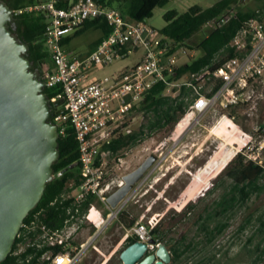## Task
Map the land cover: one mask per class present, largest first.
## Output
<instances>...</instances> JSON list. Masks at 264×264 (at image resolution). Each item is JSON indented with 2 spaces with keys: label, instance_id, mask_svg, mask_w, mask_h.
<instances>
[{
  "label": "built area",
  "instance_id": "1",
  "mask_svg": "<svg viewBox=\"0 0 264 264\" xmlns=\"http://www.w3.org/2000/svg\"><path fill=\"white\" fill-rule=\"evenodd\" d=\"M31 13L43 15L47 21L44 43L51 65L45 69L43 79L46 88H62L58 98H63L64 108L55 121L62 133L67 121L75 131L80 184L70 183L69 191L62 195L64 201L72 202L63 227L51 230L40 224L38 218L23 225L16 238L14 256L35 248L37 251L26 258L27 263L37 259L35 264H82L104 228H99L80 244L75 241L85 225L91 224L96 203L110 210L104 226L110 219H118L124 209L122 205L112 209L108 204L109 194L114 189L107 177L108 158L112 153L103 147L120 136L131 134L134 108L149 89L162 82L168 87L166 94L172 97H177L182 87L189 89L191 105L187 115H203L216 107L234 109L246 97L252 99V103L247 104L251 106L249 111L252 114L258 111L264 102V12L247 20L228 45L236 52H245L243 57L230 59L218 69L205 66L179 81L170 78L182 65L178 63L179 56L189 57L187 49L177 42L167 41L147 22L129 20L119 10L97 0H37L13 10L14 16ZM95 19H105L111 27L110 34L87 54L69 51L63 40L86 21ZM226 20L222 18L218 22L223 25ZM215 25V21L208 24L212 28ZM138 53L142 55L132 66H123L108 76L93 77L102 68ZM62 173L57 176L61 177ZM122 183L123 179L116 187H121ZM90 199L93 203L85 209ZM153 221L147 224L138 220L127 230L124 241L137 237L139 242L148 245V252L155 251L158 245L151 243L154 240L151 232L157 224Z\"/></svg>",
  "mask_w": 264,
  "mask_h": 264
},
{
  "label": "rangeland",
  "instance_id": "2",
  "mask_svg": "<svg viewBox=\"0 0 264 264\" xmlns=\"http://www.w3.org/2000/svg\"><path fill=\"white\" fill-rule=\"evenodd\" d=\"M217 1L219 0H170L165 7L154 10L149 25L161 30L166 25L164 15L168 11L183 13L194 5L206 9ZM242 5L245 10L258 11L264 6V1L244 0ZM211 29V26H206L184 46L189 57L179 56L180 65L199 56L200 52L196 47ZM100 35V32L91 30L75 38L66 47L69 51L84 55L88 46ZM141 55L142 53H138L128 59L119 60L102 68L93 77L108 76L123 66H132ZM47 67L46 65L43 69ZM248 103H252L250 97H246L234 109L216 107L203 115H191L193 121L176 135L173 134L181 122L168 137L164 138L163 134L154 135L139 146L125 151L121 160L115 157L108 160L107 177L108 182L113 183L112 194L118 189L116 185L125 175L137 169L151 154L158 156V160L137 189L130 193L127 203L122 204V211L138 217L143 223L148 224L151 219L155 224L164 222L165 229H172L166 239L169 248L174 249L183 239H186V243L202 242L203 235H198V218L214 201L221 198L223 185L229 183L223 171L231 160L238 153L245 152L250 159L264 166V102L255 114L249 111L251 106ZM132 119V129H138L144 121L137 115ZM188 204L194 205L188 217L177 216ZM105 212L107 214L103 221L101 217ZM234 212L225 234L212 245L201 244L197 251L187 253L178 264H198L204 258L210 257L215 259V264L251 263L255 254L249 251L261 240L258 234L250 243V238L261 225V218L264 219V193L259 197H252ZM109 213L107 207L96 203L90 219L91 224L87 223L76 237L75 241L80 244L104 227L82 264H121L119 254L126 249V245L122 243L127 230L116 218L110 219L104 226ZM95 224L98 225L97 228L94 227ZM243 225L246 228L242 231ZM206 264L213 262L207 261Z\"/></svg>",
  "mask_w": 264,
  "mask_h": 264
},
{
  "label": "trees",
  "instance_id": "3",
  "mask_svg": "<svg viewBox=\"0 0 264 264\" xmlns=\"http://www.w3.org/2000/svg\"><path fill=\"white\" fill-rule=\"evenodd\" d=\"M12 10L24 8L37 2V0H3ZM100 4L119 10L122 15L132 21L149 20L154 15V10L158 7H165L170 0H97ZM244 0H219L209 8L199 5L190 7L187 11L180 13L171 10L165 13L166 25L159 30L166 40L179 43L185 46L203 28L208 26L211 21L216 25L201 40L196 49L200 52L199 56L192 61L177 67L176 75L170 80H182L187 75L199 72L205 66L218 69L223 64L235 57H243L245 52H236L228 47L230 42L237 35L244 23L264 12V6L258 11H248L243 8ZM264 1V0H256ZM232 11V13H231ZM17 29L15 33L25 43L29 44L28 58L33 62V68L39 69L44 78V66L51 65L48 50L44 43V32L47 21L40 14H22L14 16ZM227 18L226 23L219 24V20ZM94 30L101 33L98 40L93 43V48L107 37L111 32V27L105 19H95L86 21L72 35L63 40V45L68 46L75 38ZM192 49V47H190ZM176 51V50H174ZM166 84L159 82L149 89L144 99L139 102L134 110V115L144 119L138 129L133 128L131 134H125L110 144L103 147V150L111 151L112 157L122 158L125 151L142 144L146 139L154 135L163 134L168 137L185 118L189 112L191 100L190 90L182 87L177 97L166 94ZM61 86L46 88L45 93L51 101V121L59 125L55 118L64 108L63 98H58L62 92ZM65 133H62L59 126V152L60 157L54 164V179L48 183L39 204L28 214L24 221V226L38 218L40 224H45L49 229L55 230L62 228L66 218L67 208L71 206V201H64L62 195L69 191L70 183L75 186L80 184V164L79 145L76 134L70 122H66ZM63 172L61 177L57 173ZM223 174L228 178L229 183L224 184V192L219 200L214 201L198 218V235H203L202 242H189L186 239L179 241L174 248L172 264L180 263L187 253H194L198 246L212 245L215 241L225 234L230 227V218L239 207L243 206L252 197H259L264 193V166L250 159L245 152L238 153L224 169ZM214 191V190H212ZM211 191V192H212ZM92 198V197H90ZM93 201L90 199L85 203L87 209ZM194 205L188 204L183 210L176 214L181 218H186L191 213ZM107 212L101 219L104 221ZM118 223L124 224L125 230L135 226L138 217H132L126 211H122L118 217ZM261 225L250 238V243L260 234L261 240L249 251L255 254L249 264H262L264 262V219L261 218ZM164 222L157 223L151 234L154 240H166V236L172 229H165ZM98 225H94L97 228ZM246 228L241 227L242 231ZM23 230V228H22ZM21 230V231H22ZM130 243L138 242L137 237H129ZM18 239L15 241L10 255L1 264H35L36 260L27 263V257L35 253V248H29L27 253L21 256H14ZM41 253V252H39ZM38 253V254H39ZM215 260V259H214ZM213 257L204 258L198 264H206L207 261L213 262Z\"/></svg>",
  "mask_w": 264,
  "mask_h": 264
},
{
  "label": "water",
  "instance_id": "4",
  "mask_svg": "<svg viewBox=\"0 0 264 264\" xmlns=\"http://www.w3.org/2000/svg\"><path fill=\"white\" fill-rule=\"evenodd\" d=\"M13 10L0 0V264L10 255L24 221L43 198L54 179L60 157L58 126L51 121V101L39 69L27 56L30 49L15 33ZM158 160L151 154L137 169L123 177L124 185L109 195L117 209ZM148 252L136 242L120 254L123 264H170L165 243Z\"/></svg>",
  "mask_w": 264,
  "mask_h": 264
},
{
  "label": "bare ground",
  "instance_id": "5",
  "mask_svg": "<svg viewBox=\"0 0 264 264\" xmlns=\"http://www.w3.org/2000/svg\"><path fill=\"white\" fill-rule=\"evenodd\" d=\"M192 121H193V119H191V115H186L185 118L181 121V123L177 127V129L175 130L173 135H176L177 133H179L185 125H187L188 123H190ZM123 185H124V182L121 186H123Z\"/></svg>",
  "mask_w": 264,
  "mask_h": 264
},
{
  "label": "flooded vegetation",
  "instance_id": "6",
  "mask_svg": "<svg viewBox=\"0 0 264 264\" xmlns=\"http://www.w3.org/2000/svg\"><path fill=\"white\" fill-rule=\"evenodd\" d=\"M171 232H172V230H171ZM171 232H169V233L167 234V236H166L167 238H168V236H170ZM167 238H166V239H167ZM158 240H160V239H158ZM160 241H161V240H160ZM163 243H165L167 249L170 251L171 256H172V260H173V257H174V249L168 247V245L166 244V240H165ZM122 244H125V245H126L125 248H127L128 246L132 245L133 243H130L129 240L127 239V240L124 241V243H122ZM155 251H156V250H155ZM120 263L123 264V262H122L121 260H120Z\"/></svg>",
  "mask_w": 264,
  "mask_h": 264
},
{
  "label": "crops",
  "instance_id": "7",
  "mask_svg": "<svg viewBox=\"0 0 264 264\" xmlns=\"http://www.w3.org/2000/svg\"><path fill=\"white\" fill-rule=\"evenodd\" d=\"M100 36H101V35H100ZM99 38H100V37H99ZM99 38H98V39H99ZM98 39H97V40H98ZM93 43H94V42H93ZM93 43L90 44V45L88 46V50H87L86 53H84V54H87L88 52H90V51L93 49V46H94ZM134 64H135V63H134Z\"/></svg>",
  "mask_w": 264,
  "mask_h": 264
}]
</instances>
